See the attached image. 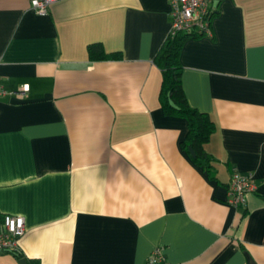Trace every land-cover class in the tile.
I'll use <instances>...</instances> for the list:
<instances>
[{
    "label": "crops",
    "instance_id": "1",
    "mask_svg": "<svg viewBox=\"0 0 264 264\" xmlns=\"http://www.w3.org/2000/svg\"><path fill=\"white\" fill-rule=\"evenodd\" d=\"M169 11L0 0V216L26 225L0 264H146L157 246L174 264H264V0H211V36L181 48L186 100L216 127L204 149L218 181L160 107ZM91 43L121 56L90 61ZM233 167L253 177L241 207L227 202Z\"/></svg>",
    "mask_w": 264,
    "mask_h": 264
},
{
    "label": "trees",
    "instance_id": "2",
    "mask_svg": "<svg viewBox=\"0 0 264 264\" xmlns=\"http://www.w3.org/2000/svg\"><path fill=\"white\" fill-rule=\"evenodd\" d=\"M202 36H204L202 33L194 29L189 32L169 33L153 61L161 72L158 100L163 114L186 120L187 132L181 143L182 147L188 152V148L191 147L195 154L191 155V160L202 167L209 178L218 181L214 167L215 159L204 149V144L210 139L216 128L215 124L207 113L188 104L181 83L183 67L180 62V52L182 45L187 39H196ZM87 52L90 61L115 60L121 56L120 53L105 52L100 43L89 44ZM16 256L17 258L22 257L20 254H16ZM27 264H37V262L29 259Z\"/></svg>",
    "mask_w": 264,
    "mask_h": 264
},
{
    "label": "built area",
    "instance_id": "3",
    "mask_svg": "<svg viewBox=\"0 0 264 264\" xmlns=\"http://www.w3.org/2000/svg\"><path fill=\"white\" fill-rule=\"evenodd\" d=\"M59 0H29L30 8L38 15H45L49 6ZM170 5L171 27L170 33L179 31H191L192 29L202 33L204 36H211L209 20L211 0H168ZM28 89L25 84L22 91ZM5 90L0 85V97ZM254 189L253 177L231 169L230 179L227 186V202L234 207H241L245 203L246 193ZM26 230L25 220L22 216L2 214L0 219V253L15 251L17 240ZM146 264H174L168 262L161 247L157 246L150 252Z\"/></svg>",
    "mask_w": 264,
    "mask_h": 264
},
{
    "label": "water",
    "instance_id": "4",
    "mask_svg": "<svg viewBox=\"0 0 264 264\" xmlns=\"http://www.w3.org/2000/svg\"><path fill=\"white\" fill-rule=\"evenodd\" d=\"M188 149H189V153H190L192 156H194L195 154H194V151L192 150V148L189 147ZM19 264H26V259H25V258H21V259L19 260Z\"/></svg>",
    "mask_w": 264,
    "mask_h": 264
}]
</instances>
